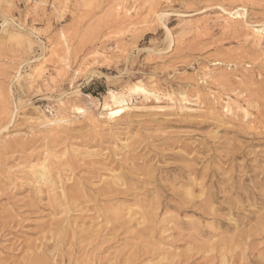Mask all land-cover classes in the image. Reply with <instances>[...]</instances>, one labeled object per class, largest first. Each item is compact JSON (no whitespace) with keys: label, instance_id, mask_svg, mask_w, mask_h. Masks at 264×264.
<instances>
[{"label":"rangeland","instance_id":"374dc122","mask_svg":"<svg viewBox=\"0 0 264 264\" xmlns=\"http://www.w3.org/2000/svg\"><path fill=\"white\" fill-rule=\"evenodd\" d=\"M0 264H264V0H0Z\"/></svg>","mask_w":264,"mask_h":264},{"label":"bare ground","instance_id":"6f19581e","mask_svg":"<svg viewBox=\"0 0 264 264\" xmlns=\"http://www.w3.org/2000/svg\"><path fill=\"white\" fill-rule=\"evenodd\" d=\"M45 2V1H44ZM243 10V9H242ZM246 11V10H245ZM230 15H234V12L229 13ZM237 17H242L243 15L245 16L244 11L243 12H236L235 13ZM230 17V16H229ZM236 18V17H235ZM257 34L260 36L263 33V29H256L255 30ZM11 35V34H10ZM19 36V35H18ZM262 37V36H261ZM21 38H24V41L29 42L24 35H21ZM141 88L142 91H146L145 88H142L140 86H136V88ZM135 89V87L133 88ZM148 90V89H147ZM129 95V94H128ZM107 100L104 102V111L107 110L106 117L109 119V121H114L117 120L119 117L123 115V113L128 109L129 107L127 106V97L124 93L115 91V90H110L109 96H107ZM77 110H81V108L77 107ZM64 119H61L59 122H64ZM93 119V118H92ZM66 121V120H65ZM50 124V123H49ZM48 124V125H49ZM54 125V124H53ZM46 169V168H45Z\"/></svg>","mask_w":264,"mask_h":264}]
</instances>
